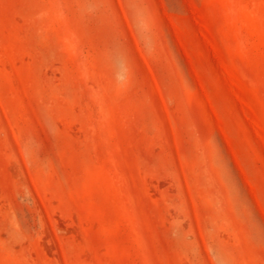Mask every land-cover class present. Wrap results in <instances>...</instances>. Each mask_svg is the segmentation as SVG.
I'll return each instance as SVG.
<instances>
[{"label":"rangeland","instance_id":"374dc122","mask_svg":"<svg viewBox=\"0 0 264 264\" xmlns=\"http://www.w3.org/2000/svg\"><path fill=\"white\" fill-rule=\"evenodd\" d=\"M0 264H264V0H0Z\"/></svg>","mask_w":264,"mask_h":264}]
</instances>
